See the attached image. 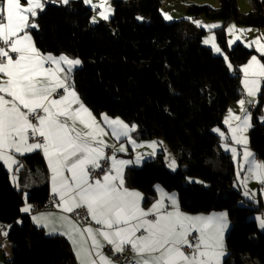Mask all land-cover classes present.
<instances>
[{
	"label": "trees",
	"instance_id": "obj_1",
	"mask_svg": "<svg viewBox=\"0 0 264 264\" xmlns=\"http://www.w3.org/2000/svg\"><path fill=\"white\" fill-rule=\"evenodd\" d=\"M218 1L216 8L187 5L186 14L191 19L222 22L215 33L232 70L221 56L202 45L203 29L189 20L165 22L160 13L162 0H113L111 19L96 24L90 23L92 11L82 0L67 6L48 3L37 20L39 30L32 34L42 52L65 53L82 61L74 82L95 114L107 113L136 124L142 139L163 138L177 156L175 172L169 170L163 153L140 168L126 170V186L143 193L144 205L154 201V187L159 184L176 192L183 212L225 211L231 227L225 235L223 264H264V231L253 219L261 207L244 203L234 188V165L229 155L218 152L219 140L212 131L223 126L225 112L241 97L239 67L255 54L239 43L228 49L225 26L234 22L264 28V0H250L247 13L239 12L238 0ZM263 90L253 107L248 139L264 160V125L258 119L264 106ZM22 159L31 169L44 167L39 152ZM188 178L202 183H189ZM49 198L47 183L24 196L0 163V225H11L0 243L2 264L76 263L66 238L47 236L20 211L26 202L42 207Z\"/></svg>",
	"mask_w": 264,
	"mask_h": 264
},
{
	"label": "snow or ice",
	"instance_id": "obj_2",
	"mask_svg": "<svg viewBox=\"0 0 264 264\" xmlns=\"http://www.w3.org/2000/svg\"><path fill=\"white\" fill-rule=\"evenodd\" d=\"M49 2L57 0H27L26 7L21 0H0V162L13 173L11 179L15 184V173L23 167L17 156L42 152L51 174V192L58 198L56 207L65 213L57 216L40 213L33 215L32 221L47 229L48 235L66 237L77 264H223L226 213H184L176 195L164 192L159 185L155 186L159 199L145 208L144 195L126 186V166L139 164L142 157L138 154L135 161L118 159L117 152L127 151L125 144L116 148L102 139L107 135L105 127L76 90L74 73L82 61L63 53L58 56L44 53L34 42L32 33L39 30V14ZM59 3L67 6L70 0ZM84 3L93 9L99 7L101 19L107 20L112 13L108 0H100L99 4L84 0ZM164 16L171 19L167 14ZM90 22L95 24L96 17ZM194 23L202 26L200 21ZM203 27L212 30L221 25ZM244 31L235 25L225 30L233 34L229 47L241 40L235 33ZM216 40L215 35H210L203 43L221 54ZM252 45L264 57V42L259 37L245 43V47ZM224 59L228 61L227 56ZM228 67L233 68L231 63ZM239 71L243 73L244 93L253 99L237 102L241 115L229 109L224 120L229 135L216 128L213 131L219 134L221 147L230 151L237 162V179L246 189L244 195L254 200L255 193L249 194L247 184L255 180L264 185V161L248 147L245 133L252 127V115L245 105L254 106L255 98L262 93L264 62L253 55ZM260 119L264 121V116ZM101 120L117 140L127 138L133 150L144 146L130 136L137 125L107 114H101ZM233 121L237 123L233 125ZM229 139L231 144L227 142ZM235 145H240L242 152ZM147 146L153 149L148 155H155L157 142ZM108 148L113 149L111 156L105 151ZM168 166L175 171L176 160L170 159ZM241 171L245 172L242 178ZM32 207L25 203L20 211L29 213ZM81 209L86 211H77ZM72 213L75 218L67 215ZM256 220L264 229V217L257 216ZM8 234L0 228V235ZM108 247L111 256L105 252ZM127 251L132 253L130 258L123 255Z\"/></svg>",
	"mask_w": 264,
	"mask_h": 264
},
{
	"label": "crops",
	"instance_id": "obj_3",
	"mask_svg": "<svg viewBox=\"0 0 264 264\" xmlns=\"http://www.w3.org/2000/svg\"><path fill=\"white\" fill-rule=\"evenodd\" d=\"M23 1H26L27 2V0H23ZM71 1H74V0H71ZM84 2V1H83ZM162 2H163V0H162ZM198 3V2H197ZM199 4H204V3H199ZM91 10V9H90ZM191 19V18H190ZM192 19H195V21H198V20H200L201 18L199 17V18H192ZM96 23H98V22H100V21H104L103 19H101V18H97L96 19ZM219 21V20H218ZM191 22V21H190ZM95 23V24H96ZM192 23V22H191ZM93 24V23H92ZM193 24V23H192ZM219 24L221 25L222 24V22L220 21L219 22ZM249 30H246L245 31V33H246V35H252V36H257V37H259L260 39H261V42H264V28H261V29H256V28H248ZM256 30V31H255ZM252 40H254V37L251 39V41ZM252 49H253V51H256L255 50V45H252ZM256 54H254V55H256L257 56V58L258 59H260V54L258 53V52H255ZM253 56V55H252ZM70 57H72V58H75V57H73V56H70ZM261 60V59H260ZM249 61V60H248ZM247 61V62H248ZM246 62V63H247ZM262 62V61H261ZM246 63H244V64H246ZM244 64H242L241 66H243ZM240 66V67H241ZM240 67H239V69H240ZM80 68V67H79ZM240 72V71H239ZM240 74V92H241V94H242V96H246V98H247V100H249V99H253V98H249V97H247V95L244 93V90H243V85L241 84V80L243 79V73L242 72H240L239 73ZM263 94H264V90H263ZM258 97H259V95H258ZM7 98V97H6ZM256 99V98H255ZM257 100H258V98H257ZM257 100H254V104H256L257 103ZM250 106H252V107H254L253 105H250ZM239 107V106H238ZM90 109V108H89ZM91 110V109H90ZM93 114L96 116V118H97V120L102 124V126H104L105 127V130H106V132H107V135H104L103 137H102V139L105 141V143H107V144H109V145H115V147L116 148H118L119 147V145H120V143H124L125 144V148L127 149V151H125V152H117L116 153V155H117V158L118 159H124V160H132V161H135L134 160V155H133V146L131 145V144H129V143H127V138H121L120 140H117L114 136H112V134H111V130L110 129H108L107 128V125H103V121L101 120V114H107V113H101V114H99V115H97V114H95L94 112H93ZM108 115V114H107ZM110 118H115V117H113V116H110V115H108ZM124 121V120H123ZM125 122V121H124ZM127 124H129V125H132V124H134V123H128V122H126ZM222 123H223V120H222ZM136 125V124H135ZM223 127V126H222ZM77 128L78 129H81V130H83L82 129V126H80V125H77ZM252 128V127H251ZM250 131V130H249ZM140 134H139V127L137 126V128H136V131L135 132H133V133H130V136L133 138V139H135L136 140V142H137V144H140V143H142V142H145V141H149V140H145V139H142L140 136H139ZM235 147L237 148V150H238V152H242V148H241V146L240 145H235ZM248 147L250 148V150L251 151H253L252 150V148L248 145ZM108 150H111V153H110V155L109 156H111V154H112V152H113V149L112 148H108V149H106L105 151H106V153H107V151ZM37 152H39L40 153V155L42 156V159H43V162H44V167L43 168H35V169H31L30 167H28L27 165L26 166H23V168L19 171V174H17V173H15V175H16V183L14 184L13 183V181H12V179H11V177H12V175H13V173H11V172H9L8 170H7V168L6 167H4L5 168V170L8 172V174H9V176H10V182H11V184L18 190V191H22L23 193H24V196H26L28 193H29V191L31 190V189H33V188H36V187H40V186H42V185H44V184H46L47 183V185H48V188H49V194H50V198H54L53 197V194H52V192H51V179H50V177H51V174H50V172H49V169H48V167H47V163H46V160L44 159V157H43V154H42V152H40V151H37ZM254 152V151H253ZM35 153V152H34ZM255 153V152H254ZM30 154H32V153H29V154H26V155H30ZM256 154V153H255ZM25 155V156H26ZM229 156H230V159H231V161H232V163H233V165L235 164V162L236 161H234L233 159H232V155H231V152H229V154H228ZM256 156L258 157V155L256 154ZM24 156H17V158L18 159H22ZM146 157H143L142 159H141V161H140V163L141 162H143V163H145L146 161H149V160H151V159H145ZM259 158V157H258ZM238 159H239V157H238ZM260 160H262V161H264L263 159H261V158H259ZM145 160V161H144ZM1 164H2V162H0ZM139 163V164H140ZM236 164H237V162H236ZM3 165V164H2ZM138 164H136V163H133V164H130V165H128V166H126V169H125V172H126V170L128 169V168H138V167H136ZM15 167V166H14ZM109 167H110V163H109ZM140 168V167H139ZM234 169H235V167H234ZM237 172H238V168H237V166H236V170H235V181H234V188L235 189H237V190H239L240 192H241V194H242V197H243V200H244V203H250V204H253V205H256V206H258V207H261V212L260 213H258V214H256V215H254L253 216V219L257 222V225H258V228H259V230L260 231H264V229H262V228H260L259 227V222L256 220V217L257 216H261V217H264V192H262L261 191V189L262 188H264V185H261V184H259L258 182H256L255 180H249V182H248V184H247V190L249 191V194L251 195L252 193H255V199L254 200H252V199H249L248 197H246L245 195H244V192H245V188L240 184V181L237 179ZM245 174V172L244 171H241V178L243 177V175ZM18 185V186H17ZM158 185V184H157ZM157 185H155V186H157ZM155 188V187H154ZM161 188V187H160ZM129 189H131V188H129ZM162 189V188H161ZM134 190H136V189H134ZM139 191V190H138ZM141 192V191H140ZM142 193V192H141ZM166 193H168V194H171V192H166ZM176 193V192H175ZM143 194V193H142ZM56 199H58V198H56ZM156 199H159V195H158V193H157V191H156V197H155V199H154V201L156 200ZM177 200H178V197H177ZM153 201V202H154ZM152 202V203H153ZM26 203H28V202H26ZM151 203V204H152ZM179 203V202H178ZM28 204H31V203H28ZM150 204V205H151ZM25 205V204H24ZM32 206H33V204H31ZM150 205H144L143 204V206L145 207V208H147V207H149ZM24 207V206H23ZM32 209H33V207H32ZM32 209H31V211L29 212V213H24V212H22V214L23 215H27V216H29L30 217V220H31V222H32V224L35 226V227H37V228H41V229H43L44 230V232H45V234L47 233V229H45V228H43V226H37V224H35L33 221H32V219H31V217L33 216V215H38V214H40V213H52L54 216H57V215H65V213H63V212H61V210L60 209H58L57 207H56V204H55V210H46V211H40V212H32ZM182 211V210H181ZM184 213H186V212H184ZM219 213H222L221 211L220 212H211V213H207V214H190V213H187V214H190V215H212V214H219ZM67 215H69V216H71L72 217V215L71 214H67ZM20 221V220H19ZM89 221H90V218H89ZM80 226L81 227H83L84 225H82V224H80ZM93 226H95L94 224H93ZM229 226L231 227V223H230V221H229ZM6 230H9V228L7 227V226H3ZM230 227H229V229H230ZM228 229V230H229ZM228 232V231H227ZM47 236H60L59 234H53V235H48V234H46ZM62 237H64V236H62ZM64 238H66V237H64ZM5 239H6V237H5ZM66 240L68 241V239L66 238ZM69 242V241H68ZM69 244H70V242H69ZM70 247H71V249H72V246H71V244H70ZM73 252V251H72ZM106 252V251H105ZM106 254H108V253H106ZM125 254V253H124ZM109 255V254H108ZM109 256H111V255H109ZM1 264H2V259H1ZM75 264H77V261H76V263ZM252 264H256V262H253Z\"/></svg>",
	"mask_w": 264,
	"mask_h": 264
},
{
	"label": "rangeland",
	"instance_id": "obj_4",
	"mask_svg": "<svg viewBox=\"0 0 264 264\" xmlns=\"http://www.w3.org/2000/svg\"><path fill=\"white\" fill-rule=\"evenodd\" d=\"M71 1V0H70ZM82 1H84V0H82ZM112 1L113 0H108V3L110 4V6H111V8H112V13H111V15L109 16V18L107 19V20H104V21H106V22H108L110 19H111V17H112V15H113V5H112ZM125 1H131V0H125ZM198 2V3H197ZM50 4H57V5H59V4H61V3H59V0H57V2L56 3H51V2H49ZM91 3L92 4H99L100 3V0H91ZM199 3H204V4H199ZM21 4H22V6H27V2L26 1H23V0H21ZM85 4V3H84ZM191 4H195V5H208V6H211V7H213V8H216V7H218L219 6V1L218 0H163V2H162V6H161V8H160V13H161V15H162V17H163V19H164V21L165 22H167V23H172V22H175V21H178V20H189V21H191L194 25H195V27H197V25L194 23V21H195V19H190L189 17H188V15L186 14V6L187 5H191ZM63 5V4H62ZM89 9H91V11H92V15H91V19L93 18V17H96V19L97 18H100L99 17V15H98V13L101 11V9L99 8V7H97L96 9H93L92 7H91V5L90 4H85ZM238 10H239V12L240 13H247V12H249L250 10H251V6H250V0H238ZM41 14V13H40ZM39 14V15H40ZM164 14H167L168 16H170L171 17V19H165V16H164ZM201 19L200 20H198V21H200L201 22V25L202 26H200V27H197L198 29H203L204 31H205V34H204V36H203V38H202V45L204 46V47H207V48H209V49H211L212 50V48H211V45L210 44H204L203 43V41L208 37V36H210V35H215L216 36V33H215V30L216 29H212V30H208V29H206L205 27H203V25H210V24H219V22L220 21H210V20H207V19H205L204 17H200ZM91 19H90V21H91ZM91 23V22H90ZM220 25V24H219ZM230 25H235L236 26V28L237 29H245V30H249L248 28L249 27H243V26H238V25H236L234 22H230V23H228L226 26H225V30L230 26ZM221 27H222V24H221ZM220 27V28H221ZM217 29H219V28H217ZM256 31V30H255ZM235 35H239L240 37H241V40L240 41H237L235 44H233L231 47H229V44H228V41L229 40H231V39H233V34H227L226 33V43H227V47H228V49H233L238 43L239 44H241V45H243L244 47H245V43H247V42H251V39L254 37V39H256V38H258L257 36H252L251 34L250 35H246V33H245V31L243 32V33H240V32H236L235 33ZM217 37V36H216ZM216 43H217V46L221 49V54H217V53H215L213 50V53L214 54H217L218 56H221L223 59H224V56H226V54L224 53V51L222 50V48L220 47V44H219V42H218V39L216 40ZM245 48H247V49H250V50H253L252 49V46L251 47H245ZM256 52V51H255ZM63 54H65V53H63ZM256 54V53H255ZM68 55V54H67ZM69 57L71 56V55H68ZM252 57V56H251ZM250 57V58H251ZM72 58V57H71ZM76 58V57H75ZM249 58V59H250ZM248 59V60H249ZM225 60V59H224ZM226 62V61H225ZM228 63H230V61H229V59H228V61L226 62V64H227V66H228ZM81 67V66H80ZM260 95V94H259ZM257 98H258V96L256 97V99L255 100H257ZM240 99H245L246 101H247V98H246V96H242L241 95V97L238 99V100H236V101H234V102H232L231 104H230V106H229V108H228V110L225 112V114H224V116H223V127H219V126H216V127H214V128H216V129H219L220 131H222V132H224L225 133V135L227 136V135H229V133H228V127H227V125H225V123H224V120H225V118L227 117V115H228V111H229V109H231L232 110V112L234 113V114H236V115H241V112H240V107H238L239 106V104L237 103ZM257 104V103H256ZM256 104H254V108H255V106H256ZM248 109H249V111H250V104H247L246 103V105H245ZM250 113H251V115H252V112L250 111ZM262 116H264V106H263V109H262V114H260V116H259V122L262 124V125H264V121H262L260 118L262 117ZM233 123V125H235L237 122L236 121H233L232 122ZM251 123H252V121H251ZM213 128V129H214ZM213 129H212V131H213ZM249 130H251V128H249L248 129V131L245 133V135H247L248 137H249ZM213 133L218 137V140H219V143H218V148H217V150H218V152H220V153H222V154H225V155H228L229 154V152L230 151H225L224 150V148L223 147H221V143H222V141H221V138H220V136H219V134L217 133V132H214L213 131ZM140 136V135H139ZM153 141H156L157 142V146H156V154L155 155H148L149 153H151L152 151H153V149L152 148H150V147H148L147 145L150 143V142H153ZM159 142H163V144L161 145ZM229 144H231V141H230V139L227 141ZM140 144H142V145H144L143 147H137V148H135V150H133L134 152H133V155H134V160H136V157H137V155L139 154L142 158L143 157H146L145 159H151V160H153V159H155L156 158V156L158 155V154H160V153H163L164 154V159H165V161H166V163H167V166L169 165V162H170V159H175L176 160V163H177V167H176V169H175V171L179 168V165H178V160H177V156L173 153V151L169 148V146H168V144H167V142L163 139V138H158V139H154V140H149V141H145V142H142V143H140ZM165 149H167V152H165ZM141 158V159H142ZM18 159V158H17ZM22 164H23V166H26V163L23 161V159H18ZM145 161V160H144ZM232 162V161H231ZM143 165V162H141L140 164H138L136 167H141ZM236 166H237V164H236V162H235V164H234V167H235V170H236ZM23 168V167H22ZM21 168V169H22ZM168 168H169V170L171 171V172H175V171H173L172 170V168H170L169 166H168ZM17 174H19V172L17 173ZM188 180V182L189 183H197V181H200V183H202V181L200 180V179H197V178H188L187 179ZM159 185V184H158ZM163 190H164V192H168V191H166L161 185H159ZM155 189V192H156V187L154 188ZM171 194H175L176 195V197H177V194L175 193V192H171ZM220 212V211H219ZM222 213H226L225 211H221ZM199 214H207V213H199ZM227 214V213H226ZM18 225H21V223H18ZM227 228L225 229V235H226V233H227V231H228V229H229V219H228V217H227ZM0 228H2L4 231H9V230H6L3 226H1L0 225ZM4 240H5V236H3V235H0V243H2V242H4ZM226 256V255H225ZM225 258V257H224ZM224 258H223V260H224ZM1 259H2V257H1V254H0V264H1ZM256 262V264H258V262L257 261H255Z\"/></svg>",
	"mask_w": 264,
	"mask_h": 264
},
{
	"label": "built area",
	"instance_id": "obj_5",
	"mask_svg": "<svg viewBox=\"0 0 264 264\" xmlns=\"http://www.w3.org/2000/svg\"><path fill=\"white\" fill-rule=\"evenodd\" d=\"M264 88V86H262ZM250 111L253 112V107L251 106L250 107ZM111 153V150H108L107 151V155H110ZM109 166V164L107 165ZM56 198H49L46 203L41 207V206H38L37 204H33V209H32V212H40V211H46V210H55V204H56ZM77 211H81V212H85L86 210H77ZM72 218H75V214L72 213ZM81 224L84 225V222L81 221ZM106 253H108L109 255H112V251L110 249V247L106 248L105 249ZM125 257H131L132 256V253L130 251H127L125 252V254H123Z\"/></svg>",
	"mask_w": 264,
	"mask_h": 264
}]
</instances>
